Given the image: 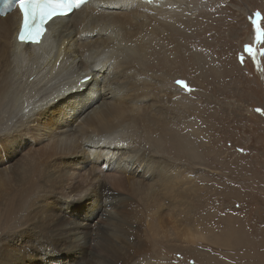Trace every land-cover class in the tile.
<instances>
[{
  "label": "bare ground",
  "instance_id": "6f19581e",
  "mask_svg": "<svg viewBox=\"0 0 264 264\" xmlns=\"http://www.w3.org/2000/svg\"><path fill=\"white\" fill-rule=\"evenodd\" d=\"M197 1L90 0L69 17L51 19L41 41L32 44L16 41L17 13L0 18V159L16 158L8 170L0 167V235H6L0 259L4 264H67L56 258L59 255L51 257L50 249L51 255L76 252L71 264H133L156 238L162 243L176 238V233L184 234L176 226L178 217H183L179 206L199 184L190 186L191 171L179 167L181 160L172 164L169 157H174L165 151L192 160L197 150L182 129L174 130L182 123L175 116L183 108L178 97L170 100L176 97L179 87L174 81L180 78L169 76L171 69L163 72L165 76L157 75L149 65L158 61L165 68L180 56L189 38L181 16L190 15ZM89 31L98 32L93 41L75 39L76 33ZM166 45L175 47L177 57L167 55ZM95 62L108 68L101 86L87 73L89 63ZM166 77L174 79L173 84ZM85 88L99 97L98 104L88 110L81 96ZM190 126L189 131H197L198 126L192 122ZM99 142L96 157L88 155L93 143ZM101 158L117 163L112 173H105L110 168L106 161L100 168L92 164L83 174L73 170L82 162L86 166ZM111 187L124 190L125 198L112 194ZM76 193L83 195L65 202ZM85 203L99 206L92 220L94 229L84 223L69 224L61 215L63 208L74 211ZM131 203L150 209L152 219L155 212L169 216V230L157 225L154 233L146 227L142 237L138 230L134 238L124 236L115 219L125 223L128 211L116 207ZM102 217L105 220L99 223ZM97 230L115 244L108 237H98ZM114 230L119 234L112 236ZM91 235L96 243L100 238L96 249L88 248ZM208 240L218 241L213 236ZM39 251L49 255L38 257Z\"/></svg>",
  "mask_w": 264,
  "mask_h": 264
},
{
  "label": "rangeland",
  "instance_id": "374dc122",
  "mask_svg": "<svg viewBox=\"0 0 264 264\" xmlns=\"http://www.w3.org/2000/svg\"><path fill=\"white\" fill-rule=\"evenodd\" d=\"M197 3L190 15L183 13L181 16L189 38L180 56L177 57L175 47L166 45L167 55L177 57L175 61L166 64L165 68L158 66V61L149 67L157 75H164L166 69H171L167 71L169 76L180 78L174 81L179 87L174 93L176 97L167 99L175 101L178 97L179 106L183 108L182 114L175 116V120L182 123L177 130L173 129H182V135L193 142L197 153L192 160L171 150L165 153L174 157V160L169 157L172 164L181 160L177 163L179 167L184 172L191 171L188 175L193 184L190 186L195 182L199 185L190 190L191 195L186 196V201L179 206L183 217H178L180 225L176 226L183 229L184 234L179 236L176 233V238H171L169 242L164 240L161 243L156 238L148 244L150 248L138 254L132 263L264 264V112L261 111L264 110V0H198ZM258 11L261 17H252ZM166 79L173 84L174 79ZM180 80L187 87L180 85ZM37 97L39 99V95ZM190 122L199 127L195 128L197 131H189ZM15 159L5 156L0 159V167L8 170L7 166ZM106 167L103 166L104 170ZM79 179L75 177V180ZM110 189L116 197L125 198L124 190ZM82 195L76 193L67 197L65 202L78 200ZM58 196L62 198L60 194ZM164 202L168 204V199ZM85 206L92 215L98 214L97 205L85 203ZM116 208L128 211L125 223L114 218L116 224L122 226L124 236L133 235L131 238H134V232L138 230L142 237L146 227L154 233L157 225L160 226L157 229L169 230L166 225L171 223L167 222L170 221L167 215L162 217L155 212L152 219L150 209L139 208L135 203ZM154 209L157 210L156 205ZM63 210L71 211L72 207ZM145 213L148 215L145 216ZM98 220L103 223L105 219ZM65 221L75 223L69 218ZM105 231L109 232V229ZM111 232L112 236L119 234L115 230ZM4 235H0V244L5 243ZM96 235L108 237L113 242L111 244H115L100 230ZM211 236L218 241L208 240ZM95 239L91 235L88 248H98ZM12 244L14 248L18 247L16 241ZM11 250L15 255L16 251ZM50 250L51 257L55 259L60 255L56 258L67 264L76 253L72 252L70 256L67 253L51 255L53 250ZM49 254L39 251L37 256L47 258ZM0 264H4L1 259Z\"/></svg>",
  "mask_w": 264,
  "mask_h": 264
},
{
  "label": "snow or ice",
  "instance_id": "6c2138e0",
  "mask_svg": "<svg viewBox=\"0 0 264 264\" xmlns=\"http://www.w3.org/2000/svg\"><path fill=\"white\" fill-rule=\"evenodd\" d=\"M79 3H82V0H19V7L24 17V34L21 39L26 36L31 42L38 43L39 37L45 31L43 25L46 21L64 15L65 9L78 6ZM178 83L187 87L184 81Z\"/></svg>",
  "mask_w": 264,
  "mask_h": 264
},
{
  "label": "clouds",
  "instance_id": "9594fccd",
  "mask_svg": "<svg viewBox=\"0 0 264 264\" xmlns=\"http://www.w3.org/2000/svg\"><path fill=\"white\" fill-rule=\"evenodd\" d=\"M259 12V11H258ZM256 13V12H255ZM254 13V14H255ZM261 13V12H260ZM253 17H254V15H253ZM245 47H247V45L245 46ZM255 54V53H254ZM99 102V101H98ZM98 102H97V104H98ZM96 104V105H97ZM95 107V106H94ZM93 108V107H92ZM101 142H99L98 144H100ZM112 173V172H111ZM101 197H100V200L101 201H103L104 199H105V195H104V193L102 194V195H100ZM98 207L99 206H97V209H98ZM82 210L81 209H79L78 210V212L80 213ZM61 215H63V216H65L66 218H69L70 220H73L75 223H77V224H79V223H84V225L88 228V227H90V229H92L93 227H94V224H93V221L92 222H87V221H85L84 219H82V217L81 216H79V217H74V216H72V217H69V216H67V215H65L64 213H62ZM60 256V255H59Z\"/></svg>",
  "mask_w": 264,
  "mask_h": 264
}]
</instances>
